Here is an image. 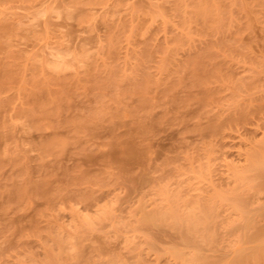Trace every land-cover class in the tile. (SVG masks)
I'll use <instances>...</instances> for the list:
<instances>
[{
    "label": "rangeland",
    "instance_id": "rangeland-1",
    "mask_svg": "<svg viewBox=\"0 0 264 264\" xmlns=\"http://www.w3.org/2000/svg\"><path fill=\"white\" fill-rule=\"evenodd\" d=\"M253 155L264 0H0V264L221 261L264 208ZM173 213L206 224L198 248Z\"/></svg>",
    "mask_w": 264,
    "mask_h": 264
},
{
    "label": "bare ground",
    "instance_id": "bare-ground-1",
    "mask_svg": "<svg viewBox=\"0 0 264 264\" xmlns=\"http://www.w3.org/2000/svg\"><path fill=\"white\" fill-rule=\"evenodd\" d=\"M197 5H199V4H197ZM203 5H204V3H203ZM206 7H207V4H206ZM210 8H211V6H210ZM196 11H198V14H200L202 11H204V12H202V14L204 15V18H205L204 20L206 21V19L209 18V16H210L209 13L212 10H210V12H209V10L208 9L206 10V8L203 9V7H198V10H196ZM211 20L209 19L210 22H211ZM209 21L207 19V22H209ZM61 57H63L61 54H60V56L58 55V59H56L53 62L55 68L56 67L59 68V66H61L60 63L62 62L61 60H63V58H61ZM128 146H131V148H133L132 146H134V145L132 144V145H128ZM134 148H136V147L134 146ZM128 151H129V149H128ZM127 152H125V153H127ZM131 152H133L132 149H130L129 153H131ZM119 154L120 153H118V155ZM255 155H253L255 157V160H253L254 161L253 164L255 163V166L256 167L263 169V167H264V159H263L264 156L262 158V156H260V155L257 156V157ZM120 156L122 158V155H120ZM136 156H138V155H136ZM129 157H131V156H129ZM129 159L130 158H128V160ZM125 160H127V159H125ZM240 204H242V203H240ZM240 204H238V205H240ZM139 208L141 210V216L143 218V221H145L147 224L149 223V224H152L154 226L157 225V226H160V227H161V225H165L166 224V222H167V216H168V210H166V209H164L162 207H156V208H153V209H146L144 207H139ZM242 208H243V206H241V209ZM239 209H240V207H239ZM245 211L243 212L245 214H242L241 211H240V213L242 215L239 217V219L237 218V220H238L237 223L240 224V226H238L239 228H244L245 229V233L247 234L250 243L252 242V244H250L249 246H242V247L237 248L236 250L233 251V253L231 255L230 254L229 255L226 254L227 256L225 258L222 257L223 259L221 261H219V259L218 260L209 259L208 256L207 257H204L203 255H201V254H203L202 250L199 251V252H202L201 254H199L197 251H195L196 253L195 252L194 253H190V252L187 251L188 249H184V248H183V250H182V248L179 249V250L176 249L175 251H172L171 250L174 253V255L176 256V257L175 256L174 257L177 258L178 261L181 264H264V223H260L259 224L260 221H258V223L256 221V220H258V218H257L258 215H263L264 216V208H260L259 207V208L255 209L252 212H248L250 210H248L247 212H245ZM178 215L179 216L176 217L175 216V213H173L172 218L170 220L171 221V225L174 226V227H177V228L181 229L180 230L181 233H182V236L181 237L185 241V242L183 241V243H186L187 246H192V247L194 246V247H197L198 248L200 245L198 244V242H197L198 239L196 240L197 237L195 238V236H194L195 234L194 233H196V234H198V233L203 234L206 231L204 229V228H206V226H205L206 224L203 225V227H204L203 228L202 225H201L203 223L202 221H201L202 223H199L200 220L198 221V220H196V219H194V218H192L190 216H188V217L185 218L184 217L185 215H182V214L181 215L178 214ZM142 218H141V220H142ZM205 221H207V220H205ZM83 222L87 226H89V225L91 226L93 224L92 223L93 222V219H90V218L87 219V218H85ZM82 227H84V226H82ZM243 235H244V232H243ZM247 236H246V240H247ZM246 240H245V242H246ZM57 243L59 244V246L62 248V250L64 252V249H66V246H67L65 244L64 239L58 237ZM54 264H55V262H54Z\"/></svg>",
    "mask_w": 264,
    "mask_h": 264
}]
</instances>
